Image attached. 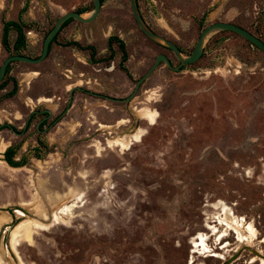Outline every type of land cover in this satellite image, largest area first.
Returning a JSON list of instances; mask_svg holds the SVG:
<instances>
[{
  "label": "rangeland",
  "instance_id": "rangeland-1",
  "mask_svg": "<svg viewBox=\"0 0 264 264\" xmlns=\"http://www.w3.org/2000/svg\"><path fill=\"white\" fill-rule=\"evenodd\" d=\"M138 2L148 26L184 56L215 22L264 40V0ZM93 8V0H0V66L17 55L1 44L5 22L23 25V54L38 58L59 17ZM112 38L125 45V69ZM159 54L178 65L140 31L129 0H104L94 22L72 20L59 33L44 62L13 64L0 126L23 132L31 110L52 118L40 135L41 115L23 137L0 131V264H222L239 250L232 264H261L249 248L264 255L262 51L216 33L198 63L179 73L160 66L129 103L75 91L63 114L75 87L128 98ZM16 82L17 94L6 97ZM8 146L20 147L28 165L9 167Z\"/></svg>",
  "mask_w": 264,
  "mask_h": 264
},
{
  "label": "water",
  "instance_id": "water-1",
  "mask_svg": "<svg viewBox=\"0 0 264 264\" xmlns=\"http://www.w3.org/2000/svg\"><path fill=\"white\" fill-rule=\"evenodd\" d=\"M129 2H130V7H131L133 18L136 24L138 25L140 31L151 41L170 50L174 54L176 60L178 61V65L174 66L172 61L165 54L157 55L155 62L150 67V69L147 71V73L141 79L137 81L133 93L128 98L123 99V100L110 99L114 102L129 103L132 99H134L141 85L144 84V82L162 65H165L166 67H168V69L176 73H179L183 71L187 66L198 63L204 54L206 41L212 35L216 33L231 32V33L237 34L238 36H240L241 38L249 42L252 46L256 47L257 49H259L260 51L264 53V41L260 39L259 37H257L256 35H254L253 33H251L250 31H248L247 29L239 25L229 23V22H215L209 25L208 27H206L201 32L199 39L192 53L189 56H184L181 49L174 42L154 32L148 26L144 17L141 14L138 0H129ZM93 6H94L93 11L90 13L88 17H83V15L80 14L79 12H68L62 15L61 17H59L57 21L55 22L53 28L50 30V32L45 37L43 41V45H42V52L38 58H31V57L24 56V55H10L6 57L0 66V85L4 81L10 65L14 63H26V64H31V65H39L42 62H44L50 54V48L55 38L61 32V29L66 22H68L69 20H75L83 24H90L94 22L101 13L102 1L93 0ZM76 89L80 90L81 88H74L70 91V100L68 103V108L70 107V104L73 99V94ZM45 112L52 114L51 111L49 110ZM27 125L28 123L26 124V127ZM249 251H251L254 255H257L259 257L263 256L253 249L249 248ZM241 253H242V250H239L237 253L232 255L227 261H225L222 264H232L234 261L238 259Z\"/></svg>",
  "mask_w": 264,
  "mask_h": 264
},
{
  "label": "trees",
  "instance_id": "trees-1",
  "mask_svg": "<svg viewBox=\"0 0 264 264\" xmlns=\"http://www.w3.org/2000/svg\"><path fill=\"white\" fill-rule=\"evenodd\" d=\"M101 1H102V3L104 2V0H101ZM138 4H139V2H138ZM78 12L80 14H84V13L89 12V11L80 10ZM71 21L72 20H69L68 22H66L64 24V26L62 27L61 31ZM12 31L16 32V39L13 42L10 41V35H11ZM57 38H58V36L55 38L54 43L57 41ZM113 41H117V43L120 45V48H121V50H122V52L124 54V58H123V61H122V66H123V63L127 59L125 45L119 39L112 38L111 42H113ZM1 44H2V46H3V48H4V50L6 52L15 53L17 55H24L25 56V54H23V50L26 49V47H27V40H26V34H25V31H24L23 25L20 22H17V21H7V22H5L4 25H3V28H2ZM74 44H76V43H74ZM51 50H52V46L50 48V52H51ZM12 67H13V64L10 65V67L8 68L6 77H5L4 81H3V83L0 85V90H4L6 88V86L8 85V77H9V74L11 73ZM123 68H124V66H123ZM17 91H18V88H17V82H16L14 90L11 91L9 94H7L5 96L6 97H13V96H15L17 94ZM18 150H19V147H14V148L10 147L5 152V159L4 160L11 167H20V166H23L25 164V161L23 163H18V162L14 161L12 159V157H14L17 154Z\"/></svg>",
  "mask_w": 264,
  "mask_h": 264
},
{
  "label": "flooded vegetation",
  "instance_id": "flooded-vegetation-1",
  "mask_svg": "<svg viewBox=\"0 0 264 264\" xmlns=\"http://www.w3.org/2000/svg\"><path fill=\"white\" fill-rule=\"evenodd\" d=\"M83 15V14H82ZM53 44H54V42H53ZM53 44H52V46H53ZM111 46H108L107 47V50L109 51H111V57L113 58L114 57V53H113V51L111 50ZM124 55V54H123ZM122 61H123V59H122ZM124 64V63H123ZM124 66V65H123ZM123 66H122V63H121V68L122 69H124L123 68ZM141 79V78H140ZM142 86V85H141ZM75 88H77V87H75ZM141 88V87H140ZM75 91H82V92H84V93H86L87 95H90V96H92V97H95V98H97V99H101V100H107V101H110V102H114V101H112V100H110V99H117V98H114V97H110V96H107V95H103V94H96V93H92V92H90V91H86V90H83V89H76ZM75 91H74V94H75ZM74 94H73V99H72V102H73V100H74ZM69 100H70V95H69ZM69 100H68V103H69ZM117 100H123V99H117ZM72 102H71V104H70V107H71V105H72ZM68 103H67V107H66V110L64 111V113L63 114H65L66 113V111L67 110H69L70 109V107L68 108ZM116 103H118V102H116ZM45 111H47V110H41V111H33L31 114H30V116L28 117V119L26 120V123H25V129H24V131L23 132H18V131H16L15 129H13V128H11L9 125H7V124H5L4 125V127H1L0 126V131H2V129H5V128H9L12 132H14V134L15 135H17V136H19V137H23V136H25V133H27L26 131L29 129V127H30V125H31V123H32V121H33V119H34V117L36 116V115H41V119H39V121L37 122V124L34 126L35 127V130L37 131V134L38 135H40V132H41V130H40V127L41 126H44L46 123H49L50 122V119L52 118V114H50V113H48V112H45ZM60 118V117H59ZM57 120L58 119H55L54 121H53V123H51V124H49V127H52V126H54V124L56 125L58 122H57ZM28 123V125H27V127H26V124ZM100 129H98V131H99ZM48 131H43V133H47ZM39 140H41L40 138L38 139H36V143H37V146H40V144H42V142L40 141L39 142ZM14 148V147H13ZM33 148V150H32V153L30 154V155H32V157H36V158H40L39 157V154H40V152H39V150H38V147H32ZM36 148V149H35ZM40 148V147H39ZM19 150H20V147H19ZM19 150H18V152H19ZM18 152H17V154H18ZM17 154L14 156V157H12V159L14 160V158L17 156ZM4 159H5V156H4ZM15 161V160H14ZM25 161V164H27V161H26V159L24 158V157H22L21 158V160L18 162V163H23ZM17 162V161H16Z\"/></svg>",
  "mask_w": 264,
  "mask_h": 264
},
{
  "label": "bare ground",
  "instance_id": "bare-ground-1",
  "mask_svg": "<svg viewBox=\"0 0 264 264\" xmlns=\"http://www.w3.org/2000/svg\"><path fill=\"white\" fill-rule=\"evenodd\" d=\"M151 113V112H150ZM144 114V113H143ZM149 115V114H148ZM155 115H156V113H155ZM154 115V116H155ZM154 116H152V114L151 115H149V118H150V121L151 122H154L155 121V118H154ZM145 117H147V116H145ZM144 118V117H143ZM149 120V119H148ZM143 130V129H142ZM142 131H138V132H135L134 133V140H139L140 139V137H141V135H142ZM112 142H114V141H112ZM117 143H123V144H128L129 145V141H124V140H122V141H117ZM116 145H118V144H116ZM127 145V146H128ZM125 146V145H124ZM131 146V145H130ZM5 147V146H4ZM128 148V147H127ZM4 150V149H3ZM66 209V208H65ZM227 217V216H226ZM224 219V218H223ZM60 220V219H59ZM246 221V220H245ZM236 226V225H235ZM243 227V226H242ZM20 228V227H19ZM244 228V227H243ZM18 231V230H17ZM18 233V232H17ZM249 233V232H248ZM242 235L244 236V234L242 233ZM246 235V234H245ZM238 236V235H237ZM247 236V235H246ZM244 241V240H243ZM198 242V241H197ZM207 244V243H206ZM258 253H260L261 255H263L262 254V252L261 251H259ZM260 258V260H261V264H264V255L262 256V257H259Z\"/></svg>",
  "mask_w": 264,
  "mask_h": 264
},
{
  "label": "crops",
  "instance_id": "crops-1",
  "mask_svg": "<svg viewBox=\"0 0 264 264\" xmlns=\"http://www.w3.org/2000/svg\"><path fill=\"white\" fill-rule=\"evenodd\" d=\"M214 5H215V3H214ZM33 111H35V110H31L30 113H32ZM7 125H9V124H7ZM1 126H3V125H1ZM9 146H11V145H9ZM9 146L6 147V148H10ZM20 149H21V148H20ZM5 152H6V150L3 151L4 154H5ZM22 157H23L22 152H21V150H19V152H18L17 156L14 158V160L17 161V162H19V161L21 160ZM24 158H25L26 161H27V157H24ZM6 163H7V162H6ZM7 165H9V164L7 163ZM27 165H28V161H27V164H24L23 166H20V167H11L10 165H9V167L14 168V169H17V168H23V167H25V166H27Z\"/></svg>",
  "mask_w": 264,
  "mask_h": 264
}]
</instances>
